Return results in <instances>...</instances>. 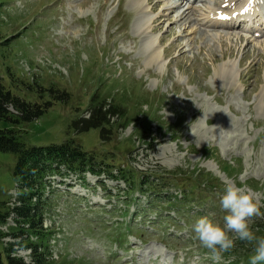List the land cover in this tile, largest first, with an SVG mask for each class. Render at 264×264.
I'll list each match as a JSON object with an SVG mask.
<instances>
[{
	"label": "rangeland",
	"instance_id": "374dc122",
	"mask_svg": "<svg viewBox=\"0 0 264 264\" xmlns=\"http://www.w3.org/2000/svg\"><path fill=\"white\" fill-rule=\"evenodd\" d=\"M131 1L140 2L147 16L144 30L154 38L160 71L142 63L141 39L131 33ZM210 1L0 0V32L12 39L0 51L1 69L12 73L7 84L19 83L25 94L27 84L70 93L67 103L56 102L38 119L2 121L0 127L20 131L28 146L73 139L103 168L136 180L129 191L125 181L105 173H87L84 180L75 173L49 177L44 227L56 264H212L192 227L202 216L223 225L227 213L219 197L228 183L251 191L264 213V35L212 25ZM229 61L238 74L234 88L221 85L216 75ZM95 92L122 105L131 122L113 128L106 139L100 129L79 134L71 128L73 120L89 115ZM149 122L154 138L142 142L136 129ZM15 163L13 153L0 151V199L9 205L18 196ZM198 172L211 174L218 186L208 189ZM145 176L158 183L162 197L153 201L157 194L140 192ZM165 195H174L171 203ZM175 200L183 202L180 213ZM13 217L4 231L16 225ZM258 218L264 224V215ZM29 238L37 240L35 234ZM11 241L5 237L0 249ZM236 251L252 248H241L237 240L222 264H248L252 253ZM31 253L16 246L14 255L30 262Z\"/></svg>",
	"mask_w": 264,
	"mask_h": 264
},
{
	"label": "trees",
	"instance_id": "16d2710c",
	"mask_svg": "<svg viewBox=\"0 0 264 264\" xmlns=\"http://www.w3.org/2000/svg\"><path fill=\"white\" fill-rule=\"evenodd\" d=\"M1 4L2 2H0V6ZM11 40L0 32V51L8 48ZM8 74H12L8 68L6 72H3L0 67V122H9L14 125L31 122L44 115L56 102L67 103L70 97L68 91H60L55 85L46 87L41 84L36 87L23 83L29 92V94H25L22 89L18 88L19 83L7 84ZM31 94L37 95L38 100L30 96ZM108 99L95 92L88 107L89 115L73 120L71 128L79 134L91 129H100L102 139L109 138L115 127L118 129L127 128L131 122L127 118L126 109L120 104L109 102ZM11 107L16 112H13ZM150 124L151 122L147 124V128L136 129L138 138L142 142H150L154 138ZM0 151L10 152L16 156L13 177L18 189V196L13 205H9L7 199H0V242L5 237L14 238V241L7 242L3 245V249H0V264H4V260L7 261V264H56V261L51 258V250L47 243L46 233L48 230L44 227L46 199H43L49 185L48 179L56 172L64 175L75 173L83 180L86 177L85 174L89 172L98 176L105 173L108 178L125 181L129 191L136 188L134 176L129 177L120 170L118 174H114L113 170L103 168L102 163H97V156L88 153L81 144L76 143L73 139L64 140L58 144L28 146L22 141L20 131L14 128L0 127ZM63 168L66 170L64 173H62ZM205 176L206 179L203 180V183L207 188H212L213 185L214 187L218 186V181L211 174L198 172L196 175L199 179ZM157 185L158 183L145 176L140 179L139 189L142 194H157L151 196L156 197L153 199L155 201L158 197H162V194L160 195L157 190ZM173 196L165 195L164 197H167L168 203H171L170 200L174 198ZM189 196L184 194V200H188ZM133 200V198L127 197L125 202L131 204ZM175 202L174 208L180 213L179 206L183 202L182 200H175ZM198 205L202 206L203 204L199 202ZM198 215L199 212H195L191 218L195 220ZM12 216L17 222L16 225L9 226V229L4 231L1 227L7 225ZM260 221L258 216H253L249 219V225L256 235L264 237V224ZM30 234H35L37 240L32 241L29 238ZM19 238L20 241H17ZM240 242L241 248L245 246L252 248L246 242ZM16 246L31 249L32 260L28 262L23 257L14 255ZM234 253L240 254L239 251ZM251 253L249 251L240 254V256H249Z\"/></svg>",
	"mask_w": 264,
	"mask_h": 264
},
{
	"label": "clouds",
	"instance_id": "9594fccd",
	"mask_svg": "<svg viewBox=\"0 0 264 264\" xmlns=\"http://www.w3.org/2000/svg\"><path fill=\"white\" fill-rule=\"evenodd\" d=\"M219 206L227 214L220 225L207 216L198 218L192 227L194 239L207 249L212 264H222L223 254L235 247L237 240L252 246L248 264H264V237L256 235L249 225L253 216H261L260 205L251 191L228 183L219 197Z\"/></svg>",
	"mask_w": 264,
	"mask_h": 264
},
{
	"label": "bare ground",
	"instance_id": "6f19581e",
	"mask_svg": "<svg viewBox=\"0 0 264 264\" xmlns=\"http://www.w3.org/2000/svg\"><path fill=\"white\" fill-rule=\"evenodd\" d=\"M224 1H226V0H224ZM247 1L248 0H240L237 3V5L240 4L239 6H242ZM211 2L213 3V0L210 1V4L208 5V9H209L208 16L210 18H216L217 19V18H219L220 13H223L224 10L219 9V7H215V5L211 4ZM128 8H129V10L135 12V19H134V23L132 26L133 28L131 30V33L133 36H135L137 38L140 37V39H141L140 40V47H141V50L143 51V55H145V59L142 62L144 67L149 68V69H153L156 71H160L162 65L159 61V51L155 48L154 38L149 36V35H146V32L144 30V24H145V22H147L146 21L147 16L142 15L143 9L141 8L140 2L131 1L128 5ZM237 20L239 21V19H237ZM218 22H219L218 24H222L221 21H218ZM251 26H252V24H251ZM160 54H161V52H160ZM217 70L218 71H217L216 75H217L219 83L221 85H224L226 88H232V87L234 88L235 84H236L237 77H238L235 64L230 62V63L224 64L223 67L218 68Z\"/></svg>",
	"mask_w": 264,
	"mask_h": 264
}]
</instances>
